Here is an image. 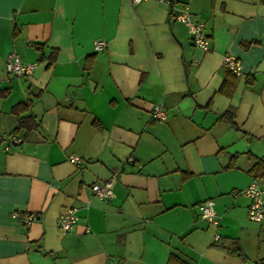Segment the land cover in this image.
I'll list each match as a JSON object with an SVG mask.
<instances>
[{
  "label": "crops",
  "instance_id": "1",
  "mask_svg": "<svg viewBox=\"0 0 264 264\" xmlns=\"http://www.w3.org/2000/svg\"><path fill=\"white\" fill-rule=\"evenodd\" d=\"M184 7L206 51L173 18ZM12 51L31 74L7 71ZM7 134L23 140L5 150ZM261 156L264 0H0V264H264V219L239 193ZM111 177V198L95 196ZM205 198L217 223L198 214ZM68 206L79 219L62 232Z\"/></svg>",
  "mask_w": 264,
  "mask_h": 264
},
{
  "label": "built area",
  "instance_id": "2",
  "mask_svg": "<svg viewBox=\"0 0 264 264\" xmlns=\"http://www.w3.org/2000/svg\"><path fill=\"white\" fill-rule=\"evenodd\" d=\"M130 1L132 4H137L142 0ZM160 1L171 4V0ZM172 15L175 20L181 21L186 25L194 46L203 51H206L209 48V35L205 30V23L202 20L195 19L185 7L180 11L173 12ZM105 44V40L97 38L93 41V48L94 50H100L104 48ZM222 64L234 74H239L241 71L239 59L229 53L222 56ZM35 66L36 62H23L16 52L12 51L7 56L6 69L17 76H27L31 74ZM152 113L158 119H164L166 117L165 111L160 104H155L152 107ZM3 140L4 149L9 150L11 144L22 142L23 137L16 134H7L3 136ZM68 160L77 167L82 163V158L77 154H71ZM113 182L114 177L103 182H94L91 185V190L98 198L108 200L112 196ZM239 193L247 195L250 198L247 209L248 218L255 222H260L264 219V188L260 186L256 178L245 188L241 189ZM197 208L200 217L209 222L217 223L218 216L214 208L213 198H205L201 200L198 202ZM33 218V214L26 215L24 217V222L29 224ZM78 219L77 208L75 206H68L58 215V228L62 232H68L74 228ZM105 264L110 263L107 262Z\"/></svg>",
  "mask_w": 264,
  "mask_h": 264
},
{
  "label": "trees",
  "instance_id": "3",
  "mask_svg": "<svg viewBox=\"0 0 264 264\" xmlns=\"http://www.w3.org/2000/svg\"><path fill=\"white\" fill-rule=\"evenodd\" d=\"M229 72L231 73L230 70H229ZM226 80L227 79H224V82L222 85V90L223 91L225 90V92H228V88H227L228 86H227ZM30 105H31V103L28 101H21V102H18L17 104H15L12 109L16 114L21 115V113H23L29 109ZM232 115H233L232 111L227 110L223 114V117H226L230 121H232ZM30 120H32L30 116L19 117V123L15 128V132L18 131L21 127H25V128L30 127V126H28V122ZM96 125H97V123H96ZM34 126H36V125H34ZM250 172L253 174V176L256 179L260 178V177H264V156H261L257 159V161L251 166ZM228 246L230 247L231 253H235V254H238L241 257H243L241 254L240 247L237 245V243L235 241L234 242L232 241ZM262 261H264V260H262ZM176 263L177 264H184V262L182 260H176Z\"/></svg>",
  "mask_w": 264,
  "mask_h": 264
}]
</instances>
